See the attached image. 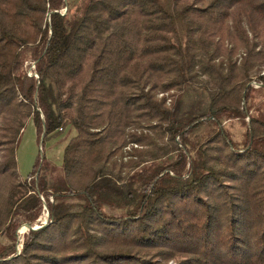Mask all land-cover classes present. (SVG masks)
<instances>
[{"label": "trees", "instance_id": "trees-1", "mask_svg": "<svg viewBox=\"0 0 264 264\" xmlns=\"http://www.w3.org/2000/svg\"><path fill=\"white\" fill-rule=\"evenodd\" d=\"M263 62L264 0H0V264H264ZM28 119L73 129L58 174H18Z\"/></svg>", "mask_w": 264, "mask_h": 264}, {"label": "rangeland", "instance_id": "rangeland-1", "mask_svg": "<svg viewBox=\"0 0 264 264\" xmlns=\"http://www.w3.org/2000/svg\"><path fill=\"white\" fill-rule=\"evenodd\" d=\"M65 12V8L61 9V13ZM243 52H239L236 54L237 63H240ZM34 62L29 60V58L24 62V67L27 71V75H33L34 73L37 74L34 70ZM264 73V62L261 63L257 70H254L251 73V80L249 81L248 85L252 86L253 88H259L261 87V84L256 80L257 76ZM37 78V77H36ZM200 84L198 83L193 89L186 90L180 98V108L181 111L184 112H191V113H198L206 110L207 107V96L206 91L204 88H200L201 86H205L206 82H209L208 77L201 76L199 78ZM206 87L209 88V84L206 83ZM259 95V94H258ZM177 96V95H176ZM174 91L170 92H160L157 93L158 98H164V101L167 105H170L175 97ZM257 96V92L253 94V97L255 98ZM248 120V117L246 118ZM230 123V122H229ZM228 123V124H229ZM130 130H133L134 128H129ZM138 132L142 131L144 133H152L150 129H148L145 126H141L136 128ZM73 129H67L60 135H55L47 138L43 144V150L41 148L42 142L38 143L37 140V134H36V128L33 124V121L31 119H28L26 121V124L24 125L22 131L20 132L16 149H15V155H16V161H17V172L21 177H25L28 172L31 170L36 157L39 155V157L44 158L45 162H48L49 167L51 169V172L53 173V170H56V173L58 174V168H56L54 165H59L62 158L63 148L69 139V137L73 134ZM128 143L127 146H124L122 148V156L118 157L119 159L126 161L132 157L130 154V151L132 147H141L136 144ZM259 146L261 149L264 150V140L259 143ZM135 158V157H133ZM55 173V174H56ZM35 179V178H34ZM23 180V179H22ZM42 198V197H41ZM51 199V198H50ZM49 221V213L47 211L46 206L44 205L42 212L40 216L33 221L32 224L30 223H21L18 225V227L14 231L13 235V253L12 256H17L21 253L23 242L28 237L31 228H38L45 226ZM3 242V238H0V243ZM1 247V246H0Z\"/></svg>", "mask_w": 264, "mask_h": 264}, {"label": "water", "instance_id": "water-1", "mask_svg": "<svg viewBox=\"0 0 264 264\" xmlns=\"http://www.w3.org/2000/svg\"><path fill=\"white\" fill-rule=\"evenodd\" d=\"M41 138H42V136H41ZM39 228H41L40 226L37 228H31V229H29V231H34V230H37V229H39Z\"/></svg>", "mask_w": 264, "mask_h": 264}, {"label": "built area", "instance_id": "built-area-1", "mask_svg": "<svg viewBox=\"0 0 264 264\" xmlns=\"http://www.w3.org/2000/svg\"><path fill=\"white\" fill-rule=\"evenodd\" d=\"M33 66H34V65H33ZM34 67H35V66H34ZM29 76H35V77H38V75H37V74H35V73H34L33 75H29Z\"/></svg>", "mask_w": 264, "mask_h": 264}]
</instances>
